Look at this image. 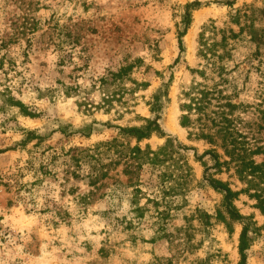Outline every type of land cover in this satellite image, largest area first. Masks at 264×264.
<instances>
[{
  "label": "rangeland",
  "instance_id": "374dc122",
  "mask_svg": "<svg viewBox=\"0 0 264 264\" xmlns=\"http://www.w3.org/2000/svg\"><path fill=\"white\" fill-rule=\"evenodd\" d=\"M201 37L224 67L235 127L264 147V0H0V264H238L241 224L223 212L195 159L211 145L179 123L180 93L202 81L191 72L204 63ZM106 94L115 96L107 111ZM154 95L165 137L140 147L170 138L189 147L179 154L191 167L162 234L149 212L132 221L125 150L136 142L118 134L154 118ZM113 139L123 143L119 157L103 145ZM136 175L152 197L156 175L147 167ZM217 177L242 191L235 205L259 227L246 264H264V210L231 169Z\"/></svg>",
  "mask_w": 264,
  "mask_h": 264
},
{
  "label": "trees",
  "instance_id": "16d2710c",
  "mask_svg": "<svg viewBox=\"0 0 264 264\" xmlns=\"http://www.w3.org/2000/svg\"><path fill=\"white\" fill-rule=\"evenodd\" d=\"M190 6L191 4L186 5L187 10L183 16L185 27L190 23ZM198 44V54L204 63H202L201 68L192 69L191 72L201 77L202 81L193 80L187 89L180 93L179 110L181 114L179 123L182 127L188 129L190 137L205 139L211 145L201 154H196L195 159L200 161L203 167V181L221 195L223 212L226 213L229 219L237 220L241 224L238 264H246V251L252 240L251 234L256 233L259 227L251 220L250 216L241 214L235 205V200L238 199L242 191L234 190L229 182L218 178L217 175L221 174L223 170L229 171L231 169L238 180L247 184L248 188L246 190H249V196L257 201L255 206L263 211L264 207L260 206H263L264 203L262 194L264 189V158L261 162H256L254 156L259 154L264 156V147L249 145L246 138L242 136V132L235 127V119L232 118V109L235 105L225 96L223 90L224 85L228 84V80L223 76L225 74L223 65H218L214 59L215 44L208 45L203 37H201ZM220 57L218 55L216 58L220 59ZM123 71L124 69L111 73L108 77L101 78L100 84L109 85L108 79H111V82L120 80L124 76ZM209 72L216 73L217 78L209 77ZM208 80L211 81V84H208ZM114 98V94H106V97H103L102 106H106V111L112 107ZM4 103L24 108L20 101L14 100L12 97L6 98ZM147 105L150 112L155 114L154 118L139 117L143 121L141 125L118 126V134L121 137L134 139L136 142L133 146L128 144L125 150L127 159L125 174L128 175L127 187L130 188L127 200L130 212L136 218L132 221L139 223L145 213L149 212V223L151 225L157 224L155 232L162 234V230H164L163 220L168 214V206L174 202L171 197L177 195V188L181 185L179 181L186 178L189 174L188 171L191 170L188 162L179 154V150L189 147L183 144H173L172 139L166 138L165 142L154 150L149 145L141 148L139 143L152 135L165 137L158 122L159 113L163 107L159 96H152ZM103 145H106L107 148H113L118 153V157L121 156L123 143L113 139L111 142L103 143ZM218 150H221V152ZM175 153L179 156L174 155ZM206 156H208L207 160L210 163L205 160L204 157ZM145 167L156 175V191L152 193V197L140 188V179L136 175ZM40 170L43 174L48 172L46 167H41ZM97 178L98 174L92 172L90 183L94 184ZM36 182L37 180L31 184ZM260 186L261 188H259ZM250 189L253 191H250ZM167 195L171 196L166 198ZM142 198L146 200L143 204H141ZM160 206L163 208H160ZM220 216H222L221 213Z\"/></svg>",
  "mask_w": 264,
  "mask_h": 264
},
{
  "label": "bare ground",
  "instance_id": "6f19581e",
  "mask_svg": "<svg viewBox=\"0 0 264 264\" xmlns=\"http://www.w3.org/2000/svg\"><path fill=\"white\" fill-rule=\"evenodd\" d=\"M180 128V127H179Z\"/></svg>",
  "mask_w": 264,
  "mask_h": 264
}]
</instances>
